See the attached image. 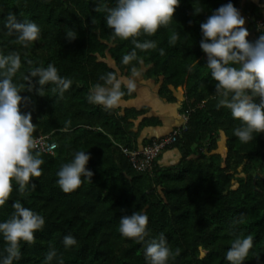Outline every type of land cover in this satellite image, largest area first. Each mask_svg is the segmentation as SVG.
I'll use <instances>...</instances> for the list:
<instances>
[{
  "label": "trees",
  "instance_id": "1",
  "mask_svg": "<svg viewBox=\"0 0 264 264\" xmlns=\"http://www.w3.org/2000/svg\"><path fill=\"white\" fill-rule=\"evenodd\" d=\"M228 2L180 0L166 26L137 37L154 41L155 47L136 49V59L124 64L122 57L134 45L115 37L104 19L103 9L115 0H0V54L20 57L12 78L21 91L20 111L31 113L34 139L46 137L55 144L52 154L34 149L43 161L41 175L30 178L35 188L29 184L17 191L14 184L0 207V221L13 213L15 200L45 220L31 244L20 243L21 257L13 264H146V242L123 237L118 230L119 218L132 212L148 218L146 241L163 235L167 264H229L227 249L246 236L252 237V247L243 264H264V132H253L248 142L234 135L241 122L217 106L216 82L199 47V24ZM231 3L246 20L247 39L254 42L264 33L257 28L264 22V0ZM9 14L17 22H35L40 38L27 46L17 43L16 33L5 27ZM49 63L71 81L62 94L51 83L39 93L37 78L26 79ZM108 73L121 80V101L111 109L88 101L90 89L103 84L101 77ZM132 79L153 83L163 103L187 116L186 130L161 152L177 150L175 163L161 165L159 155L150 169L138 170L123 154L152 145L146 140L139 144V134L159 124L144 116L146 108L124 107L136 96L127 87ZM76 151L89 154L86 167L92 176L81 177L76 190L64 193L56 173ZM67 234L76 240L69 247L62 242ZM6 246L0 237V256L6 255ZM53 250L51 261H45Z\"/></svg>",
  "mask_w": 264,
  "mask_h": 264
},
{
  "label": "clouds",
  "instance_id": "2",
  "mask_svg": "<svg viewBox=\"0 0 264 264\" xmlns=\"http://www.w3.org/2000/svg\"><path fill=\"white\" fill-rule=\"evenodd\" d=\"M179 3L180 0H115L113 7L103 9L106 12L105 24L112 29L113 35L122 40L130 39V43L134 45L122 57V63L128 64L136 59V49L155 47L154 41L141 42L137 37L152 35L166 26L173 19ZM97 10H100L99 5ZM195 12L199 13L200 10L195 9ZM244 24V17L229 0L199 24V47L206 54V66L216 82L215 94L219 98L217 106L226 107L231 116L241 122V127L233 130L234 135L242 142H248L252 139L253 132H264V33L254 42L250 41ZM5 27L16 33L17 43L23 46L40 38V28L35 22H17L11 14L5 21ZM69 39H74L70 33ZM160 52L163 54V49ZM19 66L18 54H0V207L9 200L14 184L17 191H22L29 184L35 188V183L30 178L39 177L42 172L40 165L43 161L34 152L36 143L31 113L20 111L21 91L12 79ZM31 78H37V83L41 86L39 93L42 86L51 83L62 94L71 84L69 79L58 74L51 63L47 67H36L26 77ZM101 79L104 83H98L90 89L88 101L102 105L105 109L118 106L122 97L121 80L112 73ZM127 87H133L131 80ZM89 159L87 151H76L71 160L60 167L56 173V183L62 192L76 190L82 183L81 177L91 178L92 172L86 167ZM11 206L13 213L7 220L0 221V237L7 242L4 249L6 255L0 256V264H13L14 260H19L20 243L31 244L34 234L42 230L45 224L43 216L25 207L20 200H15ZM147 223L146 214L132 212L119 218L118 230L123 237L146 242V264H167L169 249L163 235L159 241H146L149 235ZM62 242L65 247H69L76 240L71 234H67ZM251 247V236L236 238L227 249L225 259L229 264H243ZM54 255V250L49 251L45 261H51Z\"/></svg>",
  "mask_w": 264,
  "mask_h": 264
},
{
  "label": "crops",
  "instance_id": "3",
  "mask_svg": "<svg viewBox=\"0 0 264 264\" xmlns=\"http://www.w3.org/2000/svg\"><path fill=\"white\" fill-rule=\"evenodd\" d=\"M263 19H264V12ZM133 83V89L136 92V96L133 100H130L124 104L126 108H135L140 110L146 108L148 111L144 115L146 118H156L158 121L157 126L145 127L139 134L138 142L141 144L144 140L154 143L157 140L168 136L173 130L181 125L180 115L177 107L173 105H167L156 95V89H154L153 83L149 82V86L146 87V83H138L135 80H131ZM128 84V81H127ZM140 122V118L134 122L133 132L137 130V126ZM146 143V144H149ZM180 154L177 150L165 151L160 155L159 164L167 165L175 163ZM172 162V163H171Z\"/></svg>",
  "mask_w": 264,
  "mask_h": 264
},
{
  "label": "built area",
  "instance_id": "4",
  "mask_svg": "<svg viewBox=\"0 0 264 264\" xmlns=\"http://www.w3.org/2000/svg\"><path fill=\"white\" fill-rule=\"evenodd\" d=\"M257 28L264 30V22H258ZM181 125L180 127L170 133L166 138L161 141L153 144L152 146L141 149L140 151H125L122 150L124 154H126L133 165L138 170L150 169V165L152 162L159 156L160 151L168 145H171L176 142V139L181 131L186 130L187 116L180 114ZM36 143V148L40 153L52 154L55 149V144L53 142L47 141L46 137H39L34 139Z\"/></svg>",
  "mask_w": 264,
  "mask_h": 264
},
{
  "label": "rangeland",
  "instance_id": "5",
  "mask_svg": "<svg viewBox=\"0 0 264 264\" xmlns=\"http://www.w3.org/2000/svg\"><path fill=\"white\" fill-rule=\"evenodd\" d=\"M244 19H245V18H244ZM246 25H247V23H246V20H245V24H244V26H246ZM123 81L125 82V80H123ZM127 81H128V80H127ZM127 81H126V82H127ZM149 84H150V83H148V84H147V85H145V86H146V87H148V86H149ZM171 163H172V162H171Z\"/></svg>",
  "mask_w": 264,
  "mask_h": 264
}]
</instances>
